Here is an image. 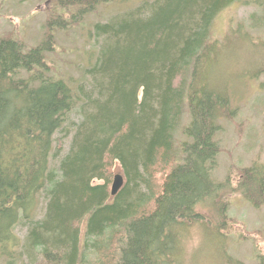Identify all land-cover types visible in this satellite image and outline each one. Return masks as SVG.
<instances>
[{"label":"trees","instance_id":"16d2710c","mask_svg":"<svg viewBox=\"0 0 264 264\" xmlns=\"http://www.w3.org/2000/svg\"><path fill=\"white\" fill-rule=\"evenodd\" d=\"M53 1L60 14L36 47L0 38V264H180L188 228L222 242L220 233L234 228L230 193L264 209V164L233 169L236 186L232 171L222 182L211 177L220 122L236 116L217 68L238 33L219 42L210 28L242 0H142L95 24V62L74 86L50 76L51 28L68 25L52 18L76 9L71 22L79 23L118 0ZM244 3L264 7V0ZM62 131L63 154L54 147ZM115 165L125 181L111 197ZM223 258L242 264L224 248Z\"/></svg>","mask_w":264,"mask_h":264},{"label":"rangeland","instance_id":"374dc122","mask_svg":"<svg viewBox=\"0 0 264 264\" xmlns=\"http://www.w3.org/2000/svg\"><path fill=\"white\" fill-rule=\"evenodd\" d=\"M141 1L118 0L101 4L84 15L79 23L71 22L76 9L64 12L62 19L54 16L52 19L56 24L66 20L68 25L63 30L57 25L51 28L55 46L45 55L53 68L50 76L61 78L73 86L81 82L84 70L94 64L97 54L93 26L129 11ZM55 7L53 0H0V38L9 36L21 41L26 49L36 47L49 31L48 21L52 14H60L59 8ZM239 25H243L242 33L237 32ZM233 32L238 33L235 35L237 38L225 42L226 49L217 68L220 82L228 83L231 108L236 110L232 122H220L222 130L216 136L221 152L211 177L217 182H222L233 169L237 171L254 162L264 164V72L250 76L264 68V7L245 4L244 0L234 2L214 19L209 38L222 42L227 33L234 35ZM249 39L255 45L248 42ZM70 121L76 123L78 115L72 113ZM183 123H186V118ZM64 133H56L54 144L55 148L62 149V154L69 144V139L63 137ZM181 135L182 125L175 131V144L183 139ZM51 166H57L55 159H51ZM116 174L122 175L118 165L114 167ZM236 183L237 174L231 185L236 186ZM227 198L228 214L235 222L234 228L220 233L224 236L223 242L218 239V234L205 232L200 226L188 228L182 234L184 244L180 251V264H225L223 248L230 258L242 264H256L258 256L264 257V209L251 207L236 192ZM23 233L24 230L17 231L20 238H23ZM81 239L85 241L84 226ZM26 264H30L27 259ZM32 264L42 263L36 259Z\"/></svg>","mask_w":264,"mask_h":264},{"label":"water","instance_id":"95a60500","mask_svg":"<svg viewBox=\"0 0 264 264\" xmlns=\"http://www.w3.org/2000/svg\"><path fill=\"white\" fill-rule=\"evenodd\" d=\"M123 177L119 174L113 176L111 187H110V196L114 197L118 191L123 186Z\"/></svg>","mask_w":264,"mask_h":264}]
</instances>
